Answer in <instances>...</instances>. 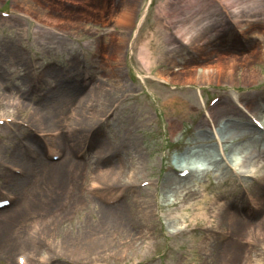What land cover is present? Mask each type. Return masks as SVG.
Listing matches in <instances>:
<instances>
[{
    "label": "rangeland",
    "instance_id": "rangeland-1",
    "mask_svg": "<svg viewBox=\"0 0 264 264\" xmlns=\"http://www.w3.org/2000/svg\"><path fill=\"white\" fill-rule=\"evenodd\" d=\"M234 1L236 9L244 6L241 5L240 0ZM250 1L253 2L254 0ZM147 2L148 0H0V8L10 10L17 15L16 18L13 17L11 19L0 18V72L4 74H1L0 77V98L2 97L1 94L4 93L3 95L6 97L11 99L16 98L24 102L22 107L16 108L4 105L0 99V112L14 116L23 122L25 121L27 124H32L36 130L35 135L28 132L24 127H18L19 129L0 127V195L10 192L18 196L15 205L6 211L0 212V215H8L15 208L23 204L22 194L17 186L20 179L13 171V168H19L20 165L18 164L19 162H14L10 156H7L10 155L8 152L12 151V147L18 144V140L22 138L30 146L28 150L23 149L22 156L29 162H32L33 166H38V164H35L36 162L45 161L43 158L44 152H41L40 149H43V137H41L37 129H40L41 133L53 131L57 135H66V133L68 134L72 130L76 132L75 128L68 130L66 133L64 132L71 116L70 113H78L81 107V104H77L74 98L69 100L66 112L58 123L51 124L50 126H46L45 123L39 124V116H37L36 111H33V105L35 104H33V99L31 98L36 97L38 95L36 93H41L43 90L46 92L49 88V90H53H48L49 93H52L59 86L58 76H45L43 70L62 69L63 72L67 70V73H74V76L77 77V82L83 86L85 84L83 82L85 74L94 73L93 85L97 86L99 83L106 81V77L108 78L110 75L107 82H109V89L112 90L109 92L110 96H106L107 99L99 114L103 110L105 111L108 104L114 100L115 103L112 109L114 115L107 122L108 126H103L104 131L99 133V138L112 137L118 134L120 130L121 132L124 131L123 125L125 123V129L136 138L142 149L144 156L142 170H144V173L141 175V178L158 177L161 174L163 165L166 162H173L175 149L170 148V146L173 147L178 142H192L194 124L196 118L199 117L200 106L202 101H205L207 96L217 89H213V87L217 86L222 91H230L232 95L252 96L255 94L256 86L260 84L264 85V60H254L253 63L248 65L247 70L255 69L257 73L256 78L252 81L245 79L242 73L243 68L234 70L231 76L219 77L218 82L215 81V77L210 78L211 81L209 82L191 81L193 82L191 83L193 86L188 91H183L179 88L174 91L169 90L168 86L170 83L168 82L158 83L150 81L146 77V73H157L159 70L164 74H173V71H176L178 75L175 80L182 81L189 75L188 72L192 66L201 65L203 61L201 58L204 57L200 53H196L197 45H192V50L191 48L188 49V46L180 39V34L176 35V32L174 33L173 31V26L177 24L176 20L178 18L193 16L192 13L196 10V7L185 4H195V2L191 0H174L173 3H170L169 0H151L146 9ZM123 3L127 4L132 11V15L129 18V24L117 25L115 24V19ZM160 4L164 6L167 4V6L162 8ZM24 15L28 17L26 18ZM202 15L197 14L199 17L195 18L198 26L204 25L200 30H204L206 26V23L202 19L204 15ZM48 19H54L55 21L50 23L47 21ZM226 25L223 22L221 27L217 28H222L224 31L226 30ZM259 28L262 29V26ZM133 29H137L139 32L136 38L137 43L145 38L148 39L147 48L150 51L149 63L151 64L148 71L143 68L140 58L136 54L137 51L134 50L136 53L129 61V66L134 72V78L131 82L121 76L120 69L125 60L126 38H128L129 33ZM203 35H205L204 32ZM168 36L169 40L167 39ZM233 37L234 41H238V38L234 34ZM201 42L202 40H198L196 43L201 45ZM204 42L203 46H205ZM217 42L220 44L217 49L221 52L223 50L222 44L224 43L220 40ZM113 46L123 47V51L119 57L113 52ZM213 46L216 47V44ZM170 47H176V49L172 51L174 54L171 58H167V55H170L167 49ZM29 58L36 61L40 67L39 74L41 77L39 84L33 87L35 92L32 90L28 92L31 78L28 69ZM23 70L27 72L25 81L21 80ZM112 70L116 74H112L110 72ZM61 75L63 74L61 73ZM81 91L87 93L84 87ZM27 99L29 101H26ZM82 106H85V104H82ZM224 118L225 115L220 118V124H222V119L225 120ZM46 128L53 130H47ZM88 131L90 132V130ZM78 133L74 134L78 135ZM90 134L88 133L87 135L90 137ZM82 135L80 134V136ZM62 139L66 140L64 137ZM199 140L204 141V139ZM54 148L56 146H53ZM2 150L4 151L2 152ZM35 150L40 154L37 159L31 157ZM208 151L210 152V159L205 157L192 158L195 163L193 166L194 176L190 184H192V188L197 193L189 197H180L179 200L174 195L172 196L171 193L166 194L165 204L161 209L162 213L173 212L174 214L183 216V218L185 216L196 217L199 221V226L204 227V224L207 223V218L205 219L201 214L203 213V209L198 207L200 204L196 207V198L200 199L201 194L212 196L216 192L224 190L230 191L228 195L230 198L237 194L238 191L234 185L230 184V178L226 171H224L220 164L218 165L213 162L216 159V157L214 158V148L211 147ZM243 155L241 152L238 167L245 170L258 169L262 164L260 171H264V156L245 161L246 163L243 165ZM177 159L179 160L180 158L177 157ZM246 165L248 167H245ZM31 168L32 166H30L29 170L33 173L34 171ZM246 179L248 181L252 180L249 177ZM84 180L88 181V178ZM80 182L77 185L79 194L88 196L82 190ZM65 187L66 182L62 184L59 198L51 209L59 205L60 208H64L60 200ZM149 188L151 189L152 187ZM180 189L182 190L181 187ZM181 196H183V191ZM177 201L179 203L175 205ZM72 206L71 204L68 208L66 216L68 215L69 219H66V223L60 224L59 222H55L48 228L41 230L39 236L34 237L35 241L38 240V243L42 244L41 248H36V242L30 239V242H28L30 256L33 255V259H30L32 261L30 264H43L38 257L44 253L45 255L46 253L51 254L52 259L47 262L49 264H54V262L60 259L49 242L55 241L56 237L63 231L73 229L81 216H88L87 209L89 205L85 202L82 207L79 206L80 214L76 216H70ZM35 218L30 217L25 219L18 234H16L18 230L17 225L12 235L13 243H11L9 249L5 250L1 246L3 238L0 237V264H8V262L14 264L15 254L30 237H33L29 234L28 230L32 228L30 224ZM159 220L161 226H164V228L163 233L157 235L158 241L166 243L167 248H170V256L166 255V247L159 245L152 251V255L149 254L143 257L140 262L135 263L136 257L134 255H129L128 260L135 264H219L215 260H210V258H207L209 261H206V257L201 256L204 252L199 249L198 245L205 236L204 231L199 229L191 235L174 237L169 233L171 226L165 228L163 216ZM3 227L2 224L0 231H3L4 234ZM210 232L214 235L212 231ZM217 236L219 238L218 234ZM17 238L20 239L19 242H17ZM211 238L205 237L204 240L207 244L213 245L214 239ZM121 254L122 252L119 250L114 255V258L116 257L114 260L107 261L105 259L102 263L126 264L128 261H124L123 263L117 262L119 259L123 261ZM160 254L162 255L158 258ZM54 259L57 260L53 261ZM92 262V264H95V261ZM242 263L238 262V264ZM259 263L264 264L262 261ZM64 264L71 263L67 261Z\"/></svg>",
    "mask_w": 264,
    "mask_h": 264
},
{
    "label": "bare ground",
    "instance_id": "bare-ground-1",
    "mask_svg": "<svg viewBox=\"0 0 264 264\" xmlns=\"http://www.w3.org/2000/svg\"><path fill=\"white\" fill-rule=\"evenodd\" d=\"M191 1L195 2V4L189 3L185 5L196 7V10L192 13L194 17L185 16L184 18H178L174 31L180 34V38L188 45H197L196 53H200L204 58L200 57L203 60L201 65L192 66L188 72L189 75L183 81L208 82L211 81L210 78L215 77V81L218 82L219 77L231 76L234 70L236 71L238 68H243L242 73L246 80H254L257 76L255 69L247 70V67L254 60H264V31L259 28L261 26L262 28L264 27V17L257 19L260 13L264 12V0H254L253 2L240 0L241 5L244 6L239 9L235 8L236 3L234 0H217L215 2L214 0ZM169 2L173 3L174 0H169ZM165 5L167 6V4ZM160 6L162 8L166 7L163 4H160ZM222 10L225 13L230 12L232 14L231 18L235 22L237 30L243 34L241 41L233 40L231 28L226 27L224 31L222 28H216V25L222 21V16H220ZM197 14L204 15H202V19L206 23L204 32L208 28L211 31L216 29L205 40V46H203V43L199 45L195 42L202 35L201 32L203 30L200 31V28L204 26L199 27L196 24L197 20L195 18L199 17ZM131 15L132 11L126 3H123L117 13L115 24H129ZM47 21L53 23L55 20L48 19ZM253 37L255 39L258 38L256 41H252ZM167 39L169 40V37ZM218 40L224 43L222 44L223 50L221 52L217 49L220 45L217 42ZM215 44L216 47L213 46ZM113 47V52L119 57L123 47ZM175 49L176 47L167 49L170 54L167 55V58H171L174 54L172 51H175ZM138 57L143 68L149 69L151 63H149L150 52L147 49V42H144ZM110 72L116 74L114 70ZM173 72V74H164L159 70L157 73L161 74L164 80L174 82L178 72ZM1 74L3 73L0 72V77ZM43 74L45 76H58L59 86L54 92L45 93L42 98L37 96L31 98L33 99V104H35L33 105V111H36L37 116H39V124L45 123L46 126H50L58 123L66 112L69 100L74 98L75 102L77 101V103L81 104V107L77 117L74 119L72 129L81 128L84 134L82 136L79 133L75 135L77 132L73 130L67 135H47L45 133L46 140L42 144L44 151L50 150L53 146L64 149V161L58 163L44 164L39 162L38 164L40 165L33 166L32 162L22 156L24 150L18 144H15L12 147V151L8 152L10 155L7 156H10L12 161L19 162L18 164L22 169L27 168L29 170L30 166H32L31 170L34 172L30 174L27 171L24 176L19 178L20 180L18 179L19 184L17 186L23 198L22 206H18L8 215H0V226L3 224L5 231L4 234L3 231H0V237L3 238L1 246L5 250L9 249L11 243H13L12 235L17 225L16 234L19 233L25 219L46 213L59 198L62 184L72 181L74 194L71 203L75 204L74 207L82 205L84 202L89 205L87 209L88 216H81L73 229L63 231L56 237L55 241L49 242L60 258L54 264H64L67 261H70L71 264H92V261H97L98 264H101L100 262L105 259L114 258V255L120 250L118 246L123 243L138 262L140 258L149 255L151 252V248L140 249V247L147 246L153 238L155 241V237L160 233V228L157 227L159 224L153 215L156 208L153 204L156 187L151 189L152 191H148V188L137 189L131 197L122 196L113 203L106 201L107 199L118 197L125 190L133 188V184L144 173V170H142L144 159L142 149L136 138L125 129V123L123 125L124 131L121 132L120 130L118 134L112 137L99 138L102 126L99 123L100 117L96 118V116L107 99L106 96H110L109 92L112 89H109V82H107L110 75L108 78L106 77V81L99 83L98 86L92 85L88 96V94L81 91L84 86L77 82V77L72 72L67 73V70L63 72L62 69L49 71L46 69L45 71L43 70ZM26 76L27 72L23 70L21 80L25 81ZM158 77L161 78L159 75ZM3 94H1L2 97L0 99L4 105L16 108L22 107L23 101L16 98L11 99ZM26 101H29V99ZM82 104H85V109ZM244 107L247 108L248 112H253L251 114L256 118L260 117L261 122L264 123V114H262L264 99L259 96L255 97L252 103H247ZM228 109L231 110L228 114L233 116V120L227 119L226 123L219 127L218 134L214 130L209 131L203 128L201 125L203 120H200L201 129L197 137L205 140L211 138L218 144H222L219 140L227 139V142L230 143L228 147L230 155L228 156L227 152L224 153L221 146L219 147L218 145L219 151L222 153L221 158L226 157L234 160L236 154L242 152L244 154L243 165L246 163L245 161L264 156L262 133L256 127L249 126V123L244 120L237 121V111L240 109L231 99L225 96L224 99L211 106L208 110L210 120L215 125L216 117L219 116L220 110L224 112ZM211 112L214 114L215 119ZM2 115H7V113L0 112V116ZM204 124H208V121ZM88 128L92 132L86 140L85 130ZM63 137L66 140H63ZM74 149H78V151L89 149V152L86 156L76 158V156H73ZM182 152L181 159L174 158L176 163L173 164V167H178V162L181 161L182 165L188 167L191 163L190 160L194 156L210 159V152L201 145L196 149H185ZM213 162L219 165L220 161L214 159ZM69 165L70 167H68ZM261 166L262 164L251 173L256 183H249L246 187L250 198L249 201H251L252 205L251 210L248 209L244 197L238 192L234 197L230 198L228 196L230 194L229 190L216 192L212 196L201 194L200 199L196 198V207L200 204L198 207L203 209L201 214L205 219L207 218V223L204 224V227L199 226V229L204 231L205 234L210 231L214 233V235L210 236L214 239L213 245L205 242V236L203 237L204 241L201 240L198 245L199 249L204 252L201 256L206 257V261H209L207 258H210V260H215L219 264H238L241 261L252 264H260L259 262L261 261L264 263V171H260ZM245 167H248V165ZM179 168L181 169V167ZM245 171L247 170L239 171L240 175L237 174L238 177L241 178L245 175ZM86 178H90L88 185L91 183L95 186V188L88 186V191L102 194L105 199L104 202L93 196L87 197L77 193L79 191L77 190L78 182ZM190 181V176L180 178L175 175V172L174 174L170 172L160 179L157 188H160L159 192H161L164 200L168 193H171L172 196L174 195L179 200L180 197H189L197 193L192 188ZM230 184L238 186L235 179L230 180ZM182 191L183 196H181ZM4 210L6 211V209ZM182 218L183 216L173 212L163 214L166 225L171 227ZM255 230L256 232L253 236L252 234ZM224 231L227 233L225 237L223 236ZM247 233L251 237L249 242H246L243 237ZM19 240L17 238V242ZM35 242V247L41 248L42 244H39L38 240ZM207 246L209 247L207 248ZM251 248L253 249L252 252L248 251ZM50 255L49 253H46V255L45 253L41 254L39 259L47 264L46 260L51 257ZM8 264L12 263L8 262Z\"/></svg>",
    "mask_w": 264,
    "mask_h": 264
}]
</instances>
